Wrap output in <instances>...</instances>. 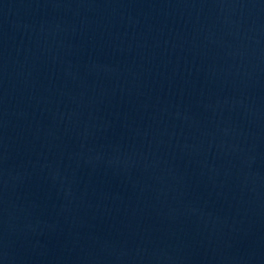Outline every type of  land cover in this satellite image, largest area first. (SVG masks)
Instances as JSON below:
<instances>
[{
  "label": "water",
  "instance_id": "95a60500",
  "mask_svg": "<svg viewBox=\"0 0 264 264\" xmlns=\"http://www.w3.org/2000/svg\"><path fill=\"white\" fill-rule=\"evenodd\" d=\"M0 264H264V0H0Z\"/></svg>",
  "mask_w": 264,
  "mask_h": 264
}]
</instances>
